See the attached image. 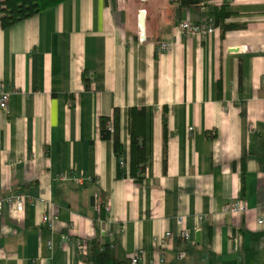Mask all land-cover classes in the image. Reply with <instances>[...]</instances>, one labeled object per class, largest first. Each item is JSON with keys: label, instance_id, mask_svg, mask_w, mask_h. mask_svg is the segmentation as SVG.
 Returning a JSON list of instances; mask_svg holds the SVG:
<instances>
[{"label": "crops", "instance_id": "0c3cea01", "mask_svg": "<svg viewBox=\"0 0 264 264\" xmlns=\"http://www.w3.org/2000/svg\"><path fill=\"white\" fill-rule=\"evenodd\" d=\"M222 5L231 29L178 28ZM0 83V195H23L0 211V264H88L78 244L116 238V257L139 264H264V0H65L0 26ZM115 108L119 158L98 129ZM234 200L244 209L224 212Z\"/></svg>", "mask_w": 264, "mask_h": 264}, {"label": "trees", "instance_id": "16d2710c", "mask_svg": "<svg viewBox=\"0 0 264 264\" xmlns=\"http://www.w3.org/2000/svg\"><path fill=\"white\" fill-rule=\"evenodd\" d=\"M65 0H0V26L8 28L11 25L26 19L34 14H37L45 9L51 8L60 4ZM204 0H180L183 6L199 8ZM214 19L212 24L219 26L221 30L231 29V25L224 24V19L229 13L225 10V6L214 7L212 9ZM85 86H88V81L85 79ZM136 112L143 115L142 109H132L131 113ZM99 135L102 139H111L113 149L117 158L121 154V143L119 138V110L114 109L110 117L100 116L98 120ZM129 142H130V175L136 182L143 179L146 173L145 165V141L142 136L135 131L133 125H129ZM105 202L102 199L99 207V216L103 217ZM118 244L117 238L109 243H101L97 239H93L90 243L88 251L85 250V258L92 264H130L129 258L120 260L116 257L115 249Z\"/></svg>", "mask_w": 264, "mask_h": 264}, {"label": "built area", "instance_id": "2783aa9c", "mask_svg": "<svg viewBox=\"0 0 264 264\" xmlns=\"http://www.w3.org/2000/svg\"><path fill=\"white\" fill-rule=\"evenodd\" d=\"M141 2H144L145 0H140ZM178 28L186 33L197 35L200 37H206L208 34L212 33L215 30V26L207 21H199V22H188V21H180L178 23ZM141 38V37H140ZM170 48V42L169 40H161L157 44V50L159 52L166 51ZM9 98H10V91L4 86V84L0 83V113L6 114L8 112V104H9ZM59 177H63L60 175ZM76 181L80 182L82 178H74ZM88 179V178H87ZM88 181H90L88 179ZM12 206L16 210L20 211L23 207V195L19 192L10 193L6 196L0 195V211L3 207V205ZM244 209V204L241 201L234 200L230 201L224 204L223 211L224 212H231V213H238L241 212ZM105 212L108 211L107 204L104 205ZM43 222L47 224L48 227H51V223L48 222V216L43 215L42 217ZM171 236V232H165L163 236L156 237L153 240L156 243L163 244L166 238ZM179 237L182 240H188L189 239V231L187 229H181L179 232ZM78 249L80 252L85 253V249L83 245L78 244ZM140 258L137 254H134L129 257V263L130 264H139ZM160 261H162V256L160 257ZM92 264V263H88Z\"/></svg>", "mask_w": 264, "mask_h": 264}, {"label": "water", "instance_id": "95a60500", "mask_svg": "<svg viewBox=\"0 0 264 264\" xmlns=\"http://www.w3.org/2000/svg\"><path fill=\"white\" fill-rule=\"evenodd\" d=\"M138 24H139L140 29L143 30L144 28V11L143 10L139 11ZM141 37H143V33L141 34Z\"/></svg>", "mask_w": 264, "mask_h": 264}]
</instances>
